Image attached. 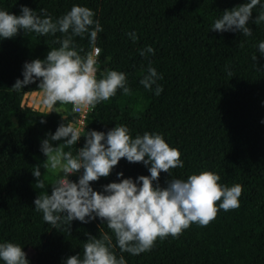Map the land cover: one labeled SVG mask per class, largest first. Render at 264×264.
<instances>
[{
  "label": "trees",
  "instance_id": "obj_1",
  "mask_svg": "<svg viewBox=\"0 0 264 264\" xmlns=\"http://www.w3.org/2000/svg\"><path fill=\"white\" fill-rule=\"evenodd\" d=\"M245 0H0V9L20 14L21 5L39 13L46 8L53 19L66 14L73 5L91 8L103 32L98 34V78L110 70L127 74L131 92L118 90L116 96L88 111L85 130L107 132L126 125L133 138L145 131L160 133L181 152L183 168L161 172L158 183L186 179L201 170L220 175V183L243 186L240 205L220 210L207 226L193 223L177 238L157 240L155 247L139 255H123L127 264H264V56L258 44L264 41V22L251 20V36L239 31L210 29L214 20ZM264 0L253 9L255 18ZM135 32L133 41L128 33ZM62 37L20 32L0 38V242L18 243L29 264H65L67 257L82 255L88 235L115 236L96 218L88 223L73 220L69 232L52 228L35 210L39 192L51 194V185L35 188L32 168L41 164L43 178L51 183L56 176L42 167L46 157L41 141L62 123L70 124L71 105H59L60 113L47 115L23 102L27 92L38 90L39 80L13 91L23 79L25 62L43 59L53 43ZM84 55L92 51L88 36L74 37ZM150 45L154 55H140ZM256 55L257 60L251 57ZM163 78L157 83L159 96L139 83L149 66ZM228 70L232 76L228 75ZM44 115V116H42ZM44 120L41 123V120ZM63 141H52L53 146ZM82 135L72 149L83 147ZM67 150V149H66ZM83 170L70 180L77 182ZM122 172L123 177L117 173ZM150 175L143 163L121 159L111 174L90 182L96 191L119 179ZM42 178V177H41ZM157 183V181H153ZM0 264H4L0 260Z\"/></svg>",
  "mask_w": 264,
  "mask_h": 264
},
{
  "label": "clouds",
  "instance_id": "obj_2",
  "mask_svg": "<svg viewBox=\"0 0 264 264\" xmlns=\"http://www.w3.org/2000/svg\"><path fill=\"white\" fill-rule=\"evenodd\" d=\"M257 5L260 0H245L224 9L210 29L239 31L244 36H251L249 21L256 25L264 22V11L254 19L252 17ZM94 16L91 8L80 5H73L55 20L46 8L37 13L21 5L19 15L0 9V38L11 39L20 30L41 37L57 32L62 34L53 41L59 47L48 50L45 58L25 62L23 79H17L11 88L19 92L39 80L41 103L46 109L44 115L60 113L57 104H70L73 110L92 111L98 104L116 96L118 90L125 95L131 92L125 72L110 70L99 78L97 76L98 57L102 50L95 45L103 28ZM85 34L93 50L81 55L84 49L77 45L74 37L84 38ZM128 35L133 41L137 39L135 32ZM258 50L264 56V41L259 42ZM154 51L148 45L140 50V55L146 58L149 54L154 55ZM251 59L256 61V55ZM151 64L149 61L147 72L139 83L149 91H153L155 85L154 94L159 96L163 87L157 81L163 77ZM228 75L232 76L230 70ZM82 135L85 144L74 153L72 149ZM52 141L63 142L53 146ZM40 150L46 157L43 169L56 176L49 183L42 176L41 164L32 168V175L37 178L35 188L45 189L46 185H51V194L41 191L34 199V208L42 213L43 220L52 228L69 232L73 220L88 223L100 218L115 236L113 244L112 236L106 232L99 237L88 235L82 255L67 257L65 264H127L123 255L116 254L117 247L120 253L139 255L155 247L157 240L168 236L177 238L193 223L207 226L220 210H234L240 205L243 186L239 183L232 186L221 184L220 175L214 171L201 170L186 179H168L166 186H160V173L170 176L172 169L184 167V161L180 150L170 146L157 132L145 131L133 138L124 124L115 125L105 133L86 131L85 125L81 129L62 123L41 141ZM122 158L129 163H143L150 175H139L135 180L122 178L103 185L102 192L94 190L90 182L108 177ZM81 169L83 172L77 182L68 178ZM117 176L123 177V173L118 172ZM0 260L4 264H29L22 246L9 241L0 242Z\"/></svg>",
  "mask_w": 264,
  "mask_h": 264
},
{
  "label": "rangeland",
  "instance_id": "obj_3",
  "mask_svg": "<svg viewBox=\"0 0 264 264\" xmlns=\"http://www.w3.org/2000/svg\"><path fill=\"white\" fill-rule=\"evenodd\" d=\"M41 96H42V93H41L40 90L27 92L25 94V96H24L23 102L28 104V105H30V106L38 108L40 110H45L46 111V109L44 108L43 104L41 103ZM60 109H62V108H60ZM61 175H62V173H61ZM72 175L73 174H71L70 176H72Z\"/></svg>",
  "mask_w": 264,
  "mask_h": 264
},
{
  "label": "built area",
  "instance_id": "obj_4",
  "mask_svg": "<svg viewBox=\"0 0 264 264\" xmlns=\"http://www.w3.org/2000/svg\"><path fill=\"white\" fill-rule=\"evenodd\" d=\"M71 110L73 113V118L70 124H73L77 128L83 129L84 125L86 124V118H87L88 111L87 110H73L72 105H71Z\"/></svg>",
  "mask_w": 264,
  "mask_h": 264
}]
</instances>
